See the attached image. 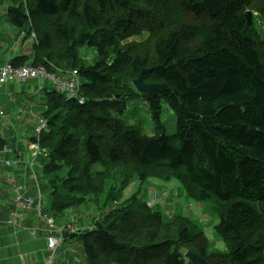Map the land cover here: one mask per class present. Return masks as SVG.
I'll return each instance as SVG.
<instances>
[{
  "label": "trees",
  "instance_id": "16d2710c",
  "mask_svg": "<svg viewBox=\"0 0 264 264\" xmlns=\"http://www.w3.org/2000/svg\"><path fill=\"white\" fill-rule=\"evenodd\" d=\"M14 2L9 22L37 38L32 64L85 77L78 97L48 93L47 127L37 139L47 151L56 216L97 198L109 179L108 202L135 179L175 177L189 197L220 206L216 230L225 253L209 250L198 221L166 220L135 194L71 234L82 240L88 264H264V36L257 27L264 0ZM143 31L146 39L131 40ZM87 44L98 52L90 65L79 52ZM150 68L144 80L166 85L141 93L154 135L113 113L140 93L134 80ZM164 102L177 116L171 135L161 122Z\"/></svg>",
  "mask_w": 264,
  "mask_h": 264
},
{
  "label": "crops",
  "instance_id": "0c3cea01",
  "mask_svg": "<svg viewBox=\"0 0 264 264\" xmlns=\"http://www.w3.org/2000/svg\"><path fill=\"white\" fill-rule=\"evenodd\" d=\"M10 6H0V65L20 61L23 57H26L25 63L32 64L37 38L34 33L9 22ZM62 74L67 75L68 71ZM48 82L29 79L0 85V136L6 141L5 149L0 151V264H55L57 257H65L61 264L82 262V240L71 234L84 226L80 222L75 225L78 218L72 222L67 217L68 211L56 216L51 210L50 194V205L44 206L43 193L47 194L48 189L51 193V188L44 172L47 151L37 141V128L47 111L40 102L43 93H46L44 102L48 107ZM40 173L47 178L43 184ZM17 196L32 198L34 203L30 208L19 209ZM65 232L69 234L65 236ZM50 236L60 241L55 250L48 247ZM68 238L74 241L69 245L78 250L74 261L69 256L73 249L65 247L63 242Z\"/></svg>",
  "mask_w": 264,
  "mask_h": 264
},
{
  "label": "rangeland",
  "instance_id": "374dc122",
  "mask_svg": "<svg viewBox=\"0 0 264 264\" xmlns=\"http://www.w3.org/2000/svg\"><path fill=\"white\" fill-rule=\"evenodd\" d=\"M14 3V0H0V6L4 7H8ZM257 27L264 36V21L259 16H257ZM147 36L148 32L143 31L142 33L134 35L131 40H144ZM79 52L86 65L93 64L98 59L97 50L88 44L81 46ZM58 74L61 75L62 72L59 71ZM81 78L82 80H85V77L81 76ZM48 83L49 87L47 90L51 92L53 91L52 89L55 84L51 81ZM43 97L45 98L43 99ZM45 100L46 93H43L40 102L44 103V111L47 108ZM39 105L41 104L39 103ZM113 113L118 115L127 124L137 126L143 134L154 135L158 131L157 123L152 116L150 104L141 93L126 99V108L123 112L113 111ZM161 122L164 127V131L167 134L171 135L176 132L177 116L167 102H164L162 106ZM95 168L100 170L102 169V165L97 164ZM40 181L42 184L47 181V178H44L41 173ZM113 183V179L107 180L105 191L97 197L98 199L95 196H91L89 200L90 202L69 210L67 217H70L72 222L78 218L79 221L77 220V222H74L75 225H78V222H80L81 226L89 228L96 219L104 216L112 208L121 206L127 202L129 198L136 194L140 198L148 201L149 204L153 205V208L158 210L161 209L166 220L176 215H186L191 219L198 221L205 231L209 242V250L217 253H225L228 251L227 241L216 230V225L220 220V216L218 214L220 206L213 198L198 201L189 197L186 186L179 179L173 177L170 180L149 178L145 181H140L135 179L129 186L126 187L120 199L108 202L106 198L107 192ZM45 192H47V194L43 193L44 206L47 204L50 205V189ZM74 215L76 217H74ZM57 218L59 219L60 217ZM72 239L76 240L74 237H72ZM72 239L68 238L66 239L67 241L63 242L66 243L65 247L70 250L73 249V252L69 254V256H71L72 261H74L75 256L78 254V250L77 247L72 248L69 245V242L74 243ZM79 244L80 243H78V245ZM64 259L65 257H61L60 259L57 257L55 264H61ZM81 264H88L85 252L82 253Z\"/></svg>",
  "mask_w": 264,
  "mask_h": 264
},
{
  "label": "built area",
  "instance_id": "2783aa9c",
  "mask_svg": "<svg viewBox=\"0 0 264 264\" xmlns=\"http://www.w3.org/2000/svg\"><path fill=\"white\" fill-rule=\"evenodd\" d=\"M62 73L64 71H61ZM29 79H45L55 84L56 89H61L68 99L78 97L81 89V81L77 70L69 71L68 74L59 75L55 70H49L45 65L23 64L15 65L12 62L0 65V85L27 81ZM62 90H66L62 91ZM47 127V120L41 119L40 126L37 130L40 133ZM16 203L19 209L30 208L34 200L32 198L23 199L21 196L16 197ZM60 245V241L55 236L48 238V247L55 250Z\"/></svg>",
  "mask_w": 264,
  "mask_h": 264
},
{
  "label": "water",
  "instance_id": "95a60500",
  "mask_svg": "<svg viewBox=\"0 0 264 264\" xmlns=\"http://www.w3.org/2000/svg\"><path fill=\"white\" fill-rule=\"evenodd\" d=\"M253 14L254 13L252 10H248L247 16H248L249 25H252V23H253ZM154 69L155 68L143 70L140 73V75L134 80V85L140 93H146L148 95H152L155 88L166 87L165 84H152V83H148L144 80L146 73L151 72ZM117 98H120V96H118ZM5 147H6V141L4 138H2L0 136V151H3L5 149ZM68 234L69 233L65 232V236H67ZM186 256L189 257L190 259H192L193 261H200V262L204 261L203 257H201L199 254H197L193 251H187Z\"/></svg>",
  "mask_w": 264,
  "mask_h": 264
},
{
  "label": "bare ground",
  "instance_id": "6f19581e",
  "mask_svg": "<svg viewBox=\"0 0 264 264\" xmlns=\"http://www.w3.org/2000/svg\"><path fill=\"white\" fill-rule=\"evenodd\" d=\"M27 64V63H26ZM59 92L61 91V89H57ZM62 91H65L66 92V90H62ZM38 126H40V124L38 125Z\"/></svg>",
  "mask_w": 264,
  "mask_h": 264
}]
</instances>
